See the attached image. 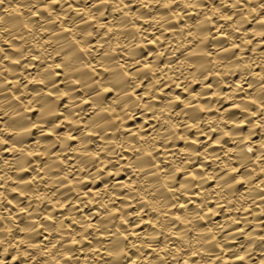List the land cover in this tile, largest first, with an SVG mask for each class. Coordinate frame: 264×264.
<instances>
[{
  "label": "bare ground",
  "instance_id": "obj_1",
  "mask_svg": "<svg viewBox=\"0 0 264 264\" xmlns=\"http://www.w3.org/2000/svg\"><path fill=\"white\" fill-rule=\"evenodd\" d=\"M0 264H264V0H0Z\"/></svg>",
  "mask_w": 264,
  "mask_h": 264
}]
</instances>
